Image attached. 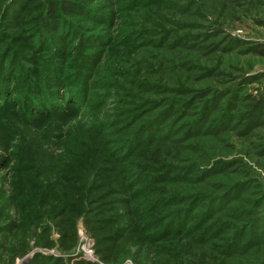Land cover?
<instances>
[{
	"label": "rangeland",
	"instance_id": "1",
	"mask_svg": "<svg viewBox=\"0 0 264 264\" xmlns=\"http://www.w3.org/2000/svg\"><path fill=\"white\" fill-rule=\"evenodd\" d=\"M0 264H264V0H0Z\"/></svg>",
	"mask_w": 264,
	"mask_h": 264
},
{
	"label": "trees",
	"instance_id": "2",
	"mask_svg": "<svg viewBox=\"0 0 264 264\" xmlns=\"http://www.w3.org/2000/svg\"><path fill=\"white\" fill-rule=\"evenodd\" d=\"M63 7H67V5L64 4ZM204 92H205V91H201L199 95L202 96V94H203ZM257 106H258V105H254V106L252 107V110H251L249 116H252V115L254 114V111L257 110ZM245 116H246V114H245Z\"/></svg>",
	"mask_w": 264,
	"mask_h": 264
}]
</instances>
